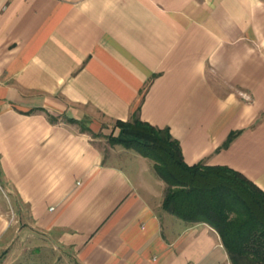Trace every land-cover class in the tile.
Here are the masks:
<instances>
[{"label": "crops", "instance_id": "crops-1", "mask_svg": "<svg viewBox=\"0 0 264 264\" xmlns=\"http://www.w3.org/2000/svg\"><path fill=\"white\" fill-rule=\"evenodd\" d=\"M135 111L186 164L264 191V0H0V264L48 247L77 264H230L215 229L161 208L147 158H104L92 132Z\"/></svg>", "mask_w": 264, "mask_h": 264}, {"label": "trees", "instance_id": "trees-1", "mask_svg": "<svg viewBox=\"0 0 264 264\" xmlns=\"http://www.w3.org/2000/svg\"><path fill=\"white\" fill-rule=\"evenodd\" d=\"M69 121L88 131L81 121ZM108 141L152 161L165 185L161 208L187 224L204 222L215 229L230 264H264V191L252 180L224 165L186 164L169 128L141 120L137 111L130 120L114 121Z\"/></svg>", "mask_w": 264, "mask_h": 264}, {"label": "rangeland", "instance_id": "rangeland-1", "mask_svg": "<svg viewBox=\"0 0 264 264\" xmlns=\"http://www.w3.org/2000/svg\"><path fill=\"white\" fill-rule=\"evenodd\" d=\"M111 124L112 123L105 124V127L102 130L98 131V133L92 132V136L97 140L99 147L103 151L104 158H106L110 162L121 163L122 161H125L127 158L131 159L132 156H136L138 153L133 149H127L121 145L118 144L112 145L109 143L108 135L111 133L113 129V126ZM146 160H147L146 166L150 167V169L153 171L151 167L152 161L149 159ZM153 173L155 174L154 171ZM41 250L35 251L31 255L28 254L30 256L29 257L30 260L28 259L29 260L28 264H77L72 258L70 252L67 250L63 252L62 250L57 251L52 247H48L42 250L43 251V253L41 252L42 257H40L41 253L39 254V252ZM4 254L5 252L0 253V259H2ZM43 256H46V258H43Z\"/></svg>", "mask_w": 264, "mask_h": 264}]
</instances>
